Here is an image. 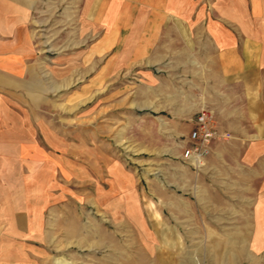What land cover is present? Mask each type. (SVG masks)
Masks as SVG:
<instances>
[{"label": "rangeland", "instance_id": "rangeland-1", "mask_svg": "<svg viewBox=\"0 0 264 264\" xmlns=\"http://www.w3.org/2000/svg\"><path fill=\"white\" fill-rule=\"evenodd\" d=\"M65 5L48 0L40 8L47 18L36 26V41L48 57L78 37ZM156 69L164 109L146 114L127 109L130 91L119 101L118 79L90 87L75 74L46 84L47 149L68 161V171L47 180L57 197L54 264H264L243 228L247 170L237 162L239 141L264 135V72L248 76L251 82L224 81L221 96L200 99L207 85L195 75L199 68ZM249 86L258 96H249ZM199 101L229 129L219 123L211 146L226 143L221 157L195 166L181 159L188 119L175 110Z\"/></svg>", "mask_w": 264, "mask_h": 264}, {"label": "crops", "instance_id": "crops-1", "mask_svg": "<svg viewBox=\"0 0 264 264\" xmlns=\"http://www.w3.org/2000/svg\"><path fill=\"white\" fill-rule=\"evenodd\" d=\"M59 1L67 3L64 17L76 25L78 37L48 57L49 48L36 41V26L45 24L40 8L48 0H0V264H54L57 197L47 180L68 171V161L47 149L41 104L53 77L63 83L80 74L89 86L119 80V101L130 91L127 109L146 114L164 109L156 100L162 99L156 68H199L195 75L207 85L200 99L221 96L224 81L251 82L248 76L264 72V0ZM129 74L134 81L126 79ZM254 88L249 86L251 97L258 96ZM202 106L199 101L175 110L187 115L185 133ZM245 139L237 154L239 167L247 170L243 228L250 249L264 253V135ZM225 144L211 148L204 162L221 157L218 149Z\"/></svg>", "mask_w": 264, "mask_h": 264}, {"label": "built area", "instance_id": "built-area-1", "mask_svg": "<svg viewBox=\"0 0 264 264\" xmlns=\"http://www.w3.org/2000/svg\"><path fill=\"white\" fill-rule=\"evenodd\" d=\"M213 110L200 107L187 134V141L181 159L191 165H201L209 154L211 146L220 137Z\"/></svg>", "mask_w": 264, "mask_h": 264}]
</instances>
